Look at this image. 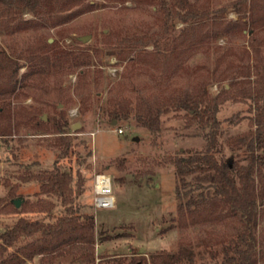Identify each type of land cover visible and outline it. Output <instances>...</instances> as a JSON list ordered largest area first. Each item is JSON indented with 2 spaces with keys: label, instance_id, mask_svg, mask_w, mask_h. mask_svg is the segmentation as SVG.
I'll list each match as a JSON object with an SVG mask.
<instances>
[{
  "label": "rangeland",
  "instance_id": "374dc122",
  "mask_svg": "<svg viewBox=\"0 0 264 264\" xmlns=\"http://www.w3.org/2000/svg\"><path fill=\"white\" fill-rule=\"evenodd\" d=\"M234 1L192 0L208 12L203 17H211L209 23L198 26L193 36L184 31L186 24L176 23L162 48L130 43L123 34L131 27L147 35L158 31L160 13L148 2L104 1L58 25L0 24V45L8 51L28 49L51 61L57 54L69 57L45 74H30L34 64L19 59L14 93L0 98V107L17 125L0 135V233L19 217L53 222L66 212L60 198L32 177L59 170L72 175L71 207L94 232V261L87 264H150L155 252L188 247L195 254L193 264L221 262L240 221L223 206L215 213L181 216L176 204L186 201V191L211 195L214 186L200 172L177 180L170 161L185 150L202 151L211 125L169 104L159 115L158 130L151 132L132 115L116 120L107 111L118 99L131 105L140 99L164 100L203 81L216 105V158L246 164L244 148L231 140L255 129L254 115L264 103L254 99L255 89L264 84V19L252 25L248 16L244 23L227 8L221 17L227 30L216 33L219 24L210 25L212 12ZM46 41L55 52L43 49ZM62 115L68 125L61 130ZM102 172L111 176L113 208L93 205L94 176ZM13 200L19 201L17 208ZM257 219L256 236L263 244L255 264H264V206ZM20 264L81 263L70 253L52 261L37 255Z\"/></svg>",
  "mask_w": 264,
  "mask_h": 264
},
{
  "label": "trees",
  "instance_id": "16d2710c",
  "mask_svg": "<svg viewBox=\"0 0 264 264\" xmlns=\"http://www.w3.org/2000/svg\"><path fill=\"white\" fill-rule=\"evenodd\" d=\"M104 1H132L154 3L160 13L161 25L154 34H146L136 27L125 28L124 37L130 43L141 46L153 44L157 47H165L169 42V35L178 22L185 25V30H190L193 36L198 26L209 23L211 17L204 18L208 12L196 7L192 0H0V24L7 26L9 20L15 25L25 27L58 25L81 12L94 10ZM238 13L241 22L245 17L250 18L252 25L264 19V0H236L229 7L215 9L210 25L219 24L216 33L222 34L227 30L221 21L222 12L231 8ZM25 14L31 15L30 20H25ZM204 16V17H203ZM6 23H5V22ZM245 23V22H244ZM0 25V26H1ZM224 25V26H222ZM10 26V25H9ZM8 26V27H9ZM7 27V28H8ZM46 51L55 52V46L45 42ZM9 51L0 45V98L14 93L17 84V71L20 67L19 59L27 58L34 64L33 72L48 73L49 69L57 68L69 57L67 53L57 54L55 61L46 55L37 52L22 50L17 47H8ZM75 59V57H74ZM35 65H38L36 67ZM14 78V79H13ZM254 99L264 100V84L257 87ZM172 105L175 109L187 110L192 117L202 123L211 125L207 133V144L202 151L185 150L170 158L175 169L177 180L184 181L187 175L200 172L201 177L207 178L214 186L213 194L201 193L199 197L189 193L185 202H178L177 210L181 216L187 212L189 215L201 216L203 213H215L220 206L226 208L229 213L239 220L241 229L237 232L232 245L224 251L221 262L206 264H255L257 250L262 246V240L256 236L259 210L264 206V103L254 115L255 129L251 133L240 135L231 140L232 145L244 148L247 163L239 165L236 161L229 162L217 159L215 152L217 146V120L214 117L216 105L209 97V86L200 81L191 89H183L167 97V99H140L131 105L126 100H116L108 109V114L114 119H125L132 115L138 125L147 130L156 131L159 127V115L161 111ZM63 120L58 129L67 127V118ZM17 125L14 124L11 113L5 112L0 107V135H8ZM67 136L61 137L67 139ZM42 180L41 188L55 193L66 212L55 218L53 222L42 220H28L19 217L9 228L0 233V264H20L26 259L32 260L39 256L40 260L52 261L54 257L63 254H73L81 264L94 261L93 247L95 244L94 232L87 224L80 222V216L76 215L71 207L72 175L59 170H51L48 173L34 175ZM182 195L176 187V196ZM12 209L17 211L10 203ZM89 217V216H88ZM24 242H21L22 240ZM14 250L11 251V249ZM195 254L190 247L177 251H159L151 255L150 264H193ZM142 262L145 260L142 259ZM131 260L129 264H138Z\"/></svg>",
  "mask_w": 264,
  "mask_h": 264
},
{
  "label": "built area",
  "instance_id": "2783aa9c",
  "mask_svg": "<svg viewBox=\"0 0 264 264\" xmlns=\"http://www.w3.org/2000/svg\"><path fill=\"white\" fill-rule=\"evenodd\" d=\"M118 132H122L119 128ZM111 176L106 173H96L93 180V205L95 208H113L115 196L112 190Z\"/></svg>",
  "mask_w": 264,
  "mask_h": 264
},
{
  "label": "water",
  "instance_id": "95a60500",
  "mask_svg": "<svg viewBox=\"0 0 264 264\" xmlns=\"http://www.w3.org/2000/svg\"><path fill=\"white\" fill-rule=\"evenodd\" d=\"M81 39L84 40V41L87 40V39H86V36H81V37H80V40H81ZM75 128H76V125H73V129H75ZM13 204H14V206L17 208V207L19 206V201L13 200Z\"/></svg>",
  "mask_w": 264,
  "mask_h": 264
}]
</instances>
